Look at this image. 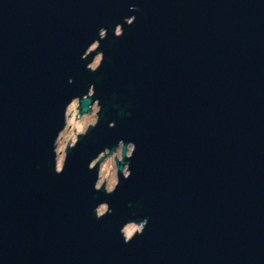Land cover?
<instances>
[{
    "label": "water",
    "instance_id": "obj_1",
    "mask_svg": "<svg viewBox=\"0 0 264 264\" xmlns=\"http://www.w3.org/2000/svg\"><path fill=\"white\" fill-rule=\"evenodd\" d=\"M0 264H264V0H0Z\"/></svg>",
    "mask_w": 264,
    "mask_h": 264
},
{
    "label": "rangeland",
    "instance_id": "obj_2",
    "mask_svg": "<svg viewBox=\"0 0 264 264\" xmlns=\"http://www.w3.org/2000/svg\"><path fill=\"white\" fill-rule=\"evenodd\" d=\"M93 45L92 47H94ZM100 55L94 57V61H92L91 66L93 68L100 60ZM98 104L94 103L92 106V110L85 112L81 115V117H77L78 114V101L73 100V102L68 106V123L66 124L65 128L61 131L59 138H58V167H60L65 157L66 147L69 143H74L77 138V135L80 133L81 128L86 129L92 123H95L97 119V111H98ZM131 145L129 146V150ZM128 150V152H130ZM102 163L104 165H100V176L98 179V185L101 186L104 184V178H106L107 184L109 188H114L117 182V160L118 156H121V147H118L112 155H104ZM125 172H127L125 167ZM97 185V186H98ZM100 213L106 210V205H99ZM142 224L140 223H130L125 226V234L128 235L137 231V228H141Z\"/></svg>",
    "mask_w": 264,
    "mask_h": 264
}]
</instances>
